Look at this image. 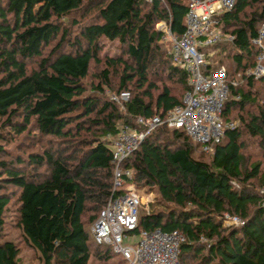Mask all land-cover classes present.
<instances>
[{"label":"trees","instance_id":"1","mask_svg":"<svg viewBox=\"0 0 264 264\" xmlns=\"http://www.w3.org/2000/svg\"><path fill=\"white\" fill-rule=\"evenodd\" d=\"M188 4L0 0V264H21L18 239L40 264L108 263L114 253L90 227L127 183L154 194L134 232L179 231V264H264V76L245 73L256 63L264 0H234L218 24L233 39L200 47L204 74L225 68L221 117L238 126L205 151L183 129L160 125L123 160L131 180L114 188L107 136L137 116L163 117L189 89L156 27L164 21L181 36ZM114 41L115 54H105ZM106 88L130 96L115 102ZM252 145L261 160L245 155ZM226 213L243 224L225 225Z\"/></svg>","mask_w":264,"mask_h":264},{"label":"built area","instance_id":"2","mask_svg":"<svg viewBox=\"0 0 264 264\" xmlns=\"http://www.w3.org/2000/svg\"><path fill=\"white\" fill-rule=\"evenodd\" d=\"M234 0H189L185 15V29L181 36H174L168 23L159 21L156 27L162 32V40L169 43L173 62L188 76L189 89L182 98V104L168 110L163 117L137 116L135 124L121 125L114 136H107L112 147L114 188H123L131 180L132 171L124 168L122 162L147 136L160 125L181 128L203 150L209 151L218 143L226 129L236 128L233 121L224 122L221 117L223 103L227 97L228 84L224 67L211 74H204V54L200 47L214 44L233 36L224 35L219 27V16L232 8ZM257 48L256 63L245 73L259 78L264 76V21L251 40ZM115 102L126 101L128 91L111 94ZM264 191V189H262ZM142 191L132 183H127L123 192L109 198L90 227L96 244L109 246L111 251L121 256L127 264H179L178 253L184 236L179 231L164 232L160 229L141 230L137 227ZM225 225L243 224L236 215L224 214ZM138 236L137 241L128 240Z\"/></svg>","mask_w":264,"mask_h":264},{"label":"rangeland","instance_id":"3","mask_svg":"<svg viewBox=\"0 0 264 264\" xmlns=\"http://www.w3.org/2000/svg\"><path fill=\"white\" fill-rule=\"evenodd\" d=\"M36 10V7H29L26 8V10L24 11V13L28 15H31L32 13H34V11ZM223 40H226V36L223 37ZM166 42V41H165ZM116 47H117V41H114L113 43L110 42H106L105 43V48H104V53L108 54L110 56H113L116 52ZM95 72V69L92 68V73ZM90 77L86 79V83H88L90 81ZM92 80V79H91ZM91 90L88 87V91ZM114 91H111L109 89H104V94L107 95L110 98V95L113 94ZM263 94V93H262ZM264 95V94H263ZM130 96V94H129ZM233 122L236 124V126H238L239 121L237 119L233 120ZM22 139V135L18 137L17 141H21ZM15 143L9 144L7 146V148L10 151H15ZM245 155L249 158V161L251 160H261V154L259 153L257 147L255 145L250 146L246 151H245ZM263 162V168H264V160H262ZM154 202V194L143 191L142 190V204L141 207L139 208V212H145L149 209V207H151L150 205ZM7 235L8 237H15L14 239L16 240L17 237V230L12 229L10 226L7 228ZM138 236L136 235L134 238L128 240V242L133 243L137 241ZM17 243L19 244L20 248H21V254H20V262L21 264H40L38 262V260L36 259L35 253L29 249L27 246H25V244L21 241V240H17ZM118 260H122V257L119 256L118 254H113L112 259L106 263V264H119ZM118 261V262H117ZM90 264H99L96 261H90Z\"/></svg>","mask_w":264,"mask_h":264}]
</instances>
